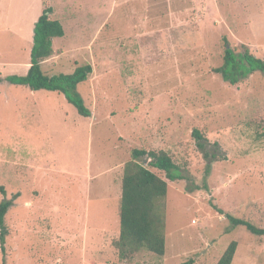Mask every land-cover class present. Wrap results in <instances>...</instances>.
Here are the masks:
<instances>
[{
  "label": "rangeland",
  "instance_id": "374dc122",
  "mask_svg": "<svg viewBox=\"0 0 264 264\" xmlns=\"http://www.w3.org/2000/svg\"><path fill=\"white\" fill-rule=\"evenodd\" d=\"M46 8L65 36L41 68L91 65L76 91L92 115L0 83V203H13L0 264H216L232 241V264H264V237L219 212L264 228V74L231 85L213 72L226 46L264 60V0H0L3 79L27 74ZM194 130L220 147L211 166ZM134 149L166 152L184 179L149 167L168 184L165 255L122 260L118 167Z\"/></svg>",
  "mask_w": 264,
  "mask_h": 264
},
{
  "label": "trees",
  "instance_id": "16d2710c",
  "mask_svg": "<svg viewBox=\"0 0 264 264\" xmlns=\"http://www.w3.org/2000/svg\"><path fill=\"white\" fill-rule=\"evenodd\" d=\"M51 14L52 9L46 8L35 24L31 65L27 74L22 77L0 78V83L6 81L11 85L28 87L32 91L46 90L61 93L81 116L90 117L91 110L87 108L76 90L79 84L88 80L93 72L92 66H78L72 74L55 76H48L41 68V62L53 55V40L65 36L62 23L51 19ZM213 72L220 75L224 82L236 85L256 73L264 74V60L253 55L246 45L242 46L240 52L226 46L223 64L215 68ZM193 137L210 166L213 161L220 160L218 143L212 145V148H215L213 152L208 148L207 140L198 130L193 131ZM149 167L165 173L166 178L171 181L184 179L182 171L166 152L141 149L132 151L131 160L124 166L119 212L120 235L115 244L122 260L131 259L142 250L161 257L165 255L166 241L160 226L162 224L157 216V209L159 202L167 196L168 184ZM12 204L11 200L0 203V244L3 252L9 234L5 219ZM219 212L225 215L232 228L244 227L251 234L264 237V228H259L229 213ZM237 248V241L230 242L216 264H232ZM192 263L193 260H190L185 264Z\"/></svg>",
  "mask_w": 264,
  "mask_h": 264
},
{
  "label": "crops",
  "instance_id": "0c3cea01",
  "mask_svg": "<svg viewBox=\"0 0 264 264\" xmlns=\"http://www.w3.org/2000/svg\"><path fill=\"white\" fill-rule=\"evenodd\" d=\"M55 39H56V38H55ZM55 39H54V40H55ZM54 40H53V41H54ZM27 68H30V65H29ZM0 78H3V77H0ZM3 83H8V82H3ZM124 166H125V165L122 166V164H121V165H119L118 168H119V169L122 168V167L124 168ZM116 168H117V167H116ZM84 178H85V177H83V179H84ZM121 184H122V179H121ZM87 185H89V180H88V179L86 180V186H87ZM121 196H122V193H121Z\"/></svg>",
  "mask_w": 264,
  "mask_h": 264
}]
</instances>
